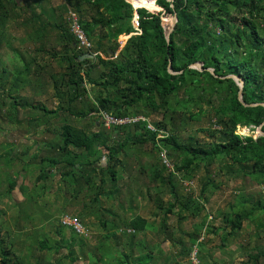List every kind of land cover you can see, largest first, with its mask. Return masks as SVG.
<instances>
[{"label":"trees","instance_id":"obj_1","mask_svg":"<svg viewBox=\"0 0 264 264\" xmlns=\"http://www.w3.org/2000/svg\"><path fill=\"white\" fill-rule=\"evenodd\" d=\"M51 1L0 0V48L13 22L25 29L30 41L38 43L27 51L28 60L22 58L19 49L9 47L24 60V65L14 73L2 65L0 107L6 105V98H10L14 100L12 105L16 111L20 106L40 110L45 120L26 119L35 129L45 125L47 118H56L61 112L88 121L82 127L64 123L61 139L44 143L49 155H30L31 146L24 152L31 160L40 161L35 162L37 169L33 173L37 180L32 194L25 198L32 204L30 207L24 203L21 206L23 217H33L43 201L41 195L55 197L51 179L57 175L56 170L68 187L61 214L67 212L72 199L87 189L96 192L95 204L100 202L106 186L112 191L104 194L121 193L117 187L121 176L119 168L125 167L121 155L127 154L131 146L142 147L148 143L152 145L148 150L153 161L150 165L151 182L157 184L159 191L168 188L174 197L167 204H160L163 209L161 227L166 238L171 239L168 231L171 213L185 219L188 215L183 212L191 210L190 214L197 216L205 208L198 201L208 188L217 187L213 176L217 173L215 168L223 169L227 165L231 170L237 165L245 176L250 175L264 187V134L255 137L254 134L238 133L240 127L255 131L261 126L264 131V0H133L135 5H146L137 8L140 31H136L132 23L135 7L130 0H63L58 5ZM157 5L162 10H152ZM71 11L94 43L93 48L80 46L71 27ZM163 11L172 19L175 13L178 17L169 40ZM122 34L129 35V38L119 49ZM83 55L85 57L81 59ZM47 57L58 59L60 70L49 74L50 83L45 78L38 83V78L33 80L31 75H42L48 63L41 60ZM195 63H201L202 67H194ZM96 71H99L97 76ZM241 80L244 84L242 99L239 97ZM48 84L59 99L56 108L49 109L26 98L18 100L26 87L45 88ZM101 112L117 117L144 116L145 119L157 115L161 119L152 122L155 125L153 130L148 127V120L142 119L106 128L100 121ZM205 121L209 125L199 130L209 132L212 140L184 135L192 122ZM95 127L97 129L93 130ZM162 151L166 152L174 168L166 164ZM103 156L107 158L106 165L99 167ZM0 158L8 165L13 161L11 155H1ZM33 165V162H27L20 166L27 170ZM200 169L205 173L200 193H192L184 201V196L176 189L175 179L180 175L191 179ZM8 182L7 192L10 193L17 185L15 175ZM248 203L242 198L238 203L242 211L234 210L230 219L226 215L224 225L214 232L230 227L227 237L231 236L252 215L264 210L262 199L251 202L250 206ZM41 204L51 213L52 201ZM85 208L86 204H83V208L77 211L80 217L72 216L82 222L93 213ZM101 213V226L106 230L121 227L129 236L126 244L129 253H135L132 241L146 229L148 219L140 215L127 218L115 213L113 219H109L103 211ZM207 217L208 214L204 221ZM56 220L59 222L55 229L57 240L53 244L41 236L39 247L54 249L58 253L67 248L71 264H78L75 246L84 247L87 240L73 227L62 224L60 216ZM68 228L70 234L66 233ZM131 228L133 233H128ZM195 236L191 235L190 245L182 251L185 258L188 257L186 264H191V251L201 242ZM7 240L0 236V264H57L46 263L42 253H15L14 248L7 246ZM257 249L256 254L249 255L248 262L262 264L264 249L258 245ZM88 264H97V261ZM133 264H156L155 256L148 251L138 255Z\"/></svg>","mask_w":264,"mask_h":264},{"label":"rangeland","instance_id":"obj_2","mask_svg":"<svg viewBox=\"0 0 264 264\" xmlns=\"http://www.w3.org/2000/svg\"><path fill=\"white\" fill-rule=\"evenodd\" d=\"M19 1L23 3L24 0ZM62 1L52 0L51 2L53 5H58ZM130 1L134 2L133 0ZM154 1L156 2V0ZM157 6L152 10H162V7ZM163 19L165 25L170 27L173 19L166 14V11H163ZM11 26L13 27L9 28L8 35L0 48V69H2V65H5L10 71L16 72L24 65L22 58L27 60L30 58L27 51L32 50L38 43L28 39L23 27L15 26L14 22ZM128 38L129 35L122 34L120 36L119 49L125 45ZM92 44L93 48L94 43L92 42ZM10 46L19 49L23 57L21 58L12 53ZM41 61L42 63H48L46 65L47 69L42 71V75H40L42 79L34 75H31V77L33 80L38 78V83H42L43 78L50 83L48 80L49 74L60 70L59 60L47 57ZM98 72L96 71L95 76L98 75ZM23 98L32 103H42L49 109L56 108L59 103V99L55 96L54 90L49 84L45 88L26 87L19 94L18 100L20 101ZM13 101V99L6 98V105L1 106L2 111L0 113V156L11 155L13 159L8 165L3 158H0V236L8 239L7 246L14 248L15 253L17 252L20 255L25 252L29 254L42 253L46 263L71 264V258L67 256V248H62L59 253L55 252L54 249H41L38 241L42 236L48 239L49 243L54 244L57 240L55 229L59 223L56 219L59 216L61 219L66 214L80 217V213H77V211L83 208V204H86L87 208L85 209L87 212L93 213L83 218V220L81 219L84 226L80 227V235L86 238L87 245L84 247L75 246V257L78 264H88L96 261L97 264H133L138 255L148 251H151L155 256L156 264H175L178 261L186 264L188 257L185 258L182 251L183 248L190 245L191 235L194 234L196 235L195 239L197 237L201 242L199 245L198 243L195 244L190 255L192 257L193 253L197 251L202 264H252L248 262L249 255L257 253L259 250L257 245L259 248L264 249V210L252 215L244 222L243 227L233 232L231 236L227 237L231 231L230 227L214 232V229L224 225L223 219L226 215L230 219V216L234 214V210L242 211L238 204L242 198L249 202L248 206L253 201L256 203L260 199L264 200V187L258 185L250 175L245 176L244 171L239 169L237 165H233L231 170L227 165L223 169L220 167L215 168L217 173H214L213 176L216 180L214 177L213 179L217 187L208 188V191L200 198L198 203H203L205 208L197 216H192L190 214L191 210L183 212V215H188L185 219H179L177 214L171 213L169 215L168 231L171 233V239L166 238L167 234L161 227L163 209H161L160 204H167L169 200H174V197L169 193L168 188L165 187V189L159 191L156 188L157 184L151 182L152 170L150 165L153 161L148 153V150L152 148L149 143L142 147L131 146L128 150L126 149L127 154L121 155L125 163L124 168H119L121 176L117 181V187L121 193L104 194L111 190L109 186H106L103 188L104 190L102 189L100 202L95 204L96 192L87 189L78 198L72 199L68 204L69 207L66 205L67 212L61 214L60 210L65 206V191L68 187L66 181L61 180V175L56 170L57 175L51 179L55 197L41 195L44 198L43 201H40L44 204L46 201L49 203L52 201L51 213L47 211V207L39 203L33 217H23L21 206L23 203L29 207L32 204L25 198L32 194L34 182L36 183L37 180V176L33 173L37 169L35 162L40 161V159L31 160L24 152L31 146L30 151L32 153L30 155L35 153H39L40 157L49 155L50 151L44 143L45 141L55 142L61 139V126L64 123L70 122L77 127H82L86 125L88 119L69 117L61 112L56 118H47L48 122L45 125L35 129L29 125L26 119L36 117L40 122L45 120L46 117L44 118L40 110L34 108L20 106L16 111L12 105ZM102 119V115H100V121ZM160 119L161 116L157 115L146 119L149 122L148 127H153L150 128L153 130L155 125L152 122ZM208 125V121L192 122L189 129L184 131V135L190 134L201 140H212L213 138L209 135V132L199 130L201 127ZM92 129L96 130L97 128ZM238 133L242 135L254 134L256 137L260 134V131L259 129L253 131L250 127H240ZM35 140L38 143H35ZM106 160L107 158L103 156L98 164L99 167L105 166ZM27 162H33L34 165L27 168V170L22 169L20 165ZM169 167L174 168L172 162H170ZM13 175L17 178V185L8 193V181ZM193 175L191 179L183 176L181 178V175L175 179L176 189L184 196V201L190 194L198 195L200 193L201 180L205 178L204 170H197ZM98 182L97 180L99 185ZM37 183L38 185L41 184L40 182ZM21 186L24 187L21 188ZM38 197L40 196L38 195ZM101 211L109 219H113V213L127 218L140 215L148 219L146 229L139 232L132 241L135 253H129L126 245L129 236L123 233L121 227L115 226L111 230H106L101 226ZM206 214H208V217L204 221ZM130 232L133 233L132 228L128 230V233ZM66 233L70 234L69 228ZM108 233H110L109 237H107ZM118 240L119 242H117ZM11 257L13 258V256ZM121 260H124V262L121 263ZM261 261L263 264L264 257L261 258Z\"/></svg>","mask_w":264,"mask_h":264},{"label":"built area","instance_id":"obj_3","mask_svg":"<svg viewBox=\"0 0 264 264\" xmlns=\"http://www.w3.org/2000/svg\"><path fill=\"white\" fill-rule=\"evenodd\" d=\"M134 7H135V11H134V16L132 19V23L133 26L135 28L136 31H140V14L137 10V8L140 7L135 5L134 2H132ZM69 19L71 20V27L72 30L74 31V33L76 34L77 38L79 39L80 42V46L85 47V48H92V42L89 40L84 28L82 27V25L79 22V19L77 17V15L74 12H70V16ZM137 33V32H136ZM100 115H102V123H104L103 125H105L107 128H111L113 125H122V124H126V123H133V122H137L139 120H146L144 116H136V117H117L114 116L112 114H109L107 112H101ZM153 128V127H150ZM155 129V128H154ZM162 156L164 158V161L166 162V164L168 166H170V162L166 156V152L162 151ZM61 221L62 224L69 226V227H73L77 232L81 233V228L83 227L82 222L77 218L74 217L72 215L66 214L64 216L61 217ZM193 251V250H192ZM192 253V252H191ZM191 257V255H190ZM190 261L192 262V264H202L201 261L198 258L197 255V251H195L190 259Z\"/></svg>","mask_w":264,"mask_h":264},{"label":"water","instance_id":"obj_4","mask_svg":"<svg viewBox=\"0 0 264 264\" xmlns=\"http://www.w3.org/2000/svg\"><path fill=\"white\" fill-rule=\"evenodd\" d=\"M137 6H139V5H137ZM140 7H143V5H140ZM177 21H178V17H177V14L175 13V15H174V19H173V21H172V24L170 25V27H167V30H166L168 40H169L170 34H171V32L173 31V28H174L175 24L177 23ZM84 57H85V56L83 55V56H81L80 58H81V59H84ZM193 66H194V67L201 68V67H202V64H201V63H195ZM170 69H171V71H173L171 67H170ZM173 72H175V71H173ZM230 76L233 77V78H235V79H239V78H238L237 76H235V75H230ZM240 86H241V90H240V92H239V97H240V99H242V88H243V86H244L242 80H241V84H240ZM258 129H259V131H260V134H264V131L261 129V126H260ZM31 153H32V151H30V154H31Z\"/></svg>","mask_w":264,"mask_h":264}]
</instances>
